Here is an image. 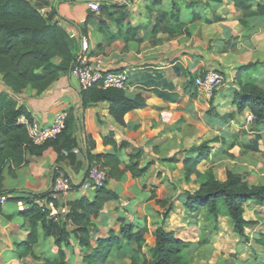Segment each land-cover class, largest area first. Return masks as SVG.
<instances>
[{
	"label": "crops",
	"instance_id": "obj_1",
	"mask_svg": "<svg viewBox=\"0 0 264 264\" xmlns=\"http://www.w3.org/2000/svg\"><path fill=\"white\" fill-rule=\"evenodd\" d=\"M90 1L37 0L42 12L54 10L52 20L68 32L72 55L77 60L95 64L103 72L126 71V85L121 89L124 96L130 99L138 96L137 103L144 101L145 105L122 112L127 103L105 100L81 106L74 113L81 97L69 70L60 73L41 93L25 88L15 96L30 118L41 125L51 124L59 112L68 115L72 110L76 127L68 133L77 137L78 147L73 152L76 157L74 163L65 157L58 158L54 148L49 146L39 155L27 153V163L11 172L4 169L1 190L16 191L8 193L7 200L0 204V264H81L83 248L74 234L70 233L67 244H61L60 255L54 237L45 235L42 223L30 224L19 214L30 205L16 198L23 191L41 193L48 190L59 172L77 179L85 168L81 150L86 147L93 154L116 152L124 164L129 161L130 154L140 151L139 166L148 167L140 177L133 178L124 173L118 179L107 181L106 186L118 195V199L105 202L98 215L91 218L98 229L93 240L107 236L108 231L118 235L122 223L143 226L145 219L149 228L146 240L147 236L154 239L152 232L155 228L150 225V216L156 204L149 197L154 189L160 198L162 185L157 174L152 177L147 174L150 167H160L162 163L176 162L178 167H182L183 157L189 148L178 151L185 131L179 123L183 119L193 122L201 110L207 107L209 110L211 106L214 109L210 115L213 124L225 131L226 125L237 116L235 76L247 64L242 60L243 54L247 57V45L242 43L243 34L253 31L249 22L251 25L263 22L264 14L252 19L230 0H128L120 3L122 5L102 3V8L96 12L89 9ZM90 12L96 15V20L86 22ZM216 16L221 19L214 20ZM240 19L246 20L249 28L240 24ZM81 27L85 28L84 35ZM54 60L59 62V58ZM208 70H217L224 77L210 103L205 102L206 97L194 82L189 84ZM1 90L7 88L0 82ZM175 113L182 118L180 116L177 120ZM224 133L216 137H223L228 143L218 142L219 146L210 151L211 158L207 162H217L216 155L229 158L239 145L237 134L226 132L224 136ZM252 133L261 135L258 151H255L259 152V143L264 141V127ZM253 137L244 143L246 152H252L247 145L252 143ZM232 141L236 142L235 145L224 153ZM208 146L212 147L211 144ZM174 156L176 161H170L169 158ZM81 196L91 198L92 191L78 186L54 200L62 219L56 224H65L67 232L75 228L66 219L70 203ZM9 201H13L15 206Z\"/></svg>",
	"mask_w": 264,
	"mask_h": 264
},
{
	"label": "trees",
	"instance_id": "obj_2",
	"mask_svg": "<svg viewBox=\"0 0 264 264\" xmlns=\"http://www.w3.org/2000/svg\"><path fill=\"white\" fill-rule=\"evenodd\" d=\"M230 1L237 8L245 10V16L252 19L264 14V0ZM108 4L114 5V3ZM101 6L102 4L99 5L98 10L102 8ZM53 14L54 10L51 13L42 12L37 0H0V82L7 88L0 91V196L16 191L1 190L4 169L8 168L11 172L14 168L27 163V153L39 155L43 149L52 146L58 158L65 157L70 163L75 162L73 149L78 147V139L68 133L76 127L72 110L66 115L63 132L56 139L40 146L30 143L24 126L17 122L22 114L28 118L30 116L25 107L18 104L15 96L25 88L33 89L37 93L43 92L60 73L70 71L77 62V57L72 55L68 32L57 21L52 20ZM94 19L96 20V15L90 12L86 22L94 21ZM220 19L219 16L214 18V20ZM211 21L207 20V22ZM71 23L74 24V22ZM240 24L249 28L244 19H240ZM84 29L81 27L83 35ZM54 58H59V62H55ZM259 65L257 61L249 62L243 65L235 76V109L240 113L247 108L253 116L254 124L264 120V89L259 88L252 80ZM193 82L192 79L189 84L192 85ZM79 93L82 107L109 100L121 104L127 103L128 105L122 110L125 112L145 105L144 101L137 103L138 96L133 99L127 98L121 89H102L93 86L86 90H79ZM260 139L261 135L255 134L252 143L247 147L252 151H258L257 143ZM104 142L107 143V141ZM209 142L228 143L223 137H215ZM209 142L188 150L183 157L184 176L187 179L194 175L198 187L193 192L184 193L185 199L182 206L192 213V217H196L195 214L200 211L204 212L203 217L209 224H215L220 216H227L233 223L234 231L245 236V228L254 221L244 218V206L249 201L259 205L264 204V184L249 186L241 174L226 168L222 176L210 166L200 170L199 166L208 161ZM235 143V141L230 142L224 149V153ZM119 146H123V143ZM81 153L89 166L92 163H99L106 171L108 178L102 187L92 190L91 198L81 196L70 203L66 219L75 225L71 232H67L65 224L59 225L48 220L46 213L41 210L38 201L48 197L49 189L41 193L20 192L16 199L25 201L30 207L20 210L19 214L30 224L42 223L45 235L54 237V243L60 255L61 244H67V238L70 233H73L83 248L81 264H186L183 253L188 248L189 242L176 238L174 233L166 228V222L174 206L166 198L157 197L154 189L150 191L149 200H153L163 211L159 224L152 232L154 246L151 256H148L144 250L146 234L149 233L146 219L143 226L122 223L118 235L108 231L107 236L93 240L98 229L91 218L98 215L105 202L118 199V195L106 186L107 181L118 179L124 173H129L133 178L140 177L148 167L139 166L142 155L140 151L130 154L129 161L125 164L116 152L93 154L86 147L81 150ZM169 160L176 161V157ZM72 188L77 189L78 186L72 185ZM207 241L206 239L203 242ZM258 243L264 245V238L258 239Z\"/></svg>",
	"mask_w": 264,
	"mask_h": 264
},
{
	"label": "rangeland",
	"instance_id": "obj_3",
	"mask_svg": "<svg viewBox=\"0 0 264 264\" xmlns=\"http://www.w3.org/2000/svg\"><path fill=\"white\" fill-rule=\"evenodd\" d=\"M235 12L239 13L237 10ZM248 25L253 26V31L243 34L242 43L247 45V53L245 52L247 57L243 54L242 60H246L247 63L257 61L260 64L252 77L255 80L251 79L259 88L264 89V20L263 22L258 21L254 25L249 22ZM244 36L248 37L244 39ZM224 76L227 80L226 74ZM217 90L219 89L217 88ZM217 90H214L205 102L210 103ZM212 111L214 109L211 106L209 110L207 107L205 110H201L193 122L183 119L179 123V126L185 128V131L178 151L182 149L186 151L188 148L190 150L204 142H209L216 136H222L223 132H225L224 136L226 132L237 134L240 143L233 149V152L231 151L232 154L229 155V158H221L216 155L217 162L214 160L202 163L199 169L203 170L210 166L222 176L226 168L241 174L249 186L264 184V141L259 143V152H246V145H244L246 140L253 137L252 131L264 127V120L259 124H254L253 116L246 108L243 112L237 113L235 119L226 125L224 131V128L223 130L217 129V125L213 124L214 121L210 118ZM175 116L179 120L181 115L175 113ZM208 144L212 146L210 151L219 146L218 142H209ZM181 168L176 162L162 163L160 167H150L147 175L149 177L156 174L159 176L162 185L159 196L163 199L166 198L174 206V210L166 222V228L171 230L176 238L189 242L188 248L183 253L186 264H264V245L258 243V239L264 238V204L259 205L254 201H249L245 205L244 218L254 221L253 224L245 228V236L234 231L233 223L227 216H220L215 224H209L203 217L204 212L200 211L195 214L196 217L193 219L192 213L182 208V202L185 199L184 193L195 191L198 185L194 180V175L186 179ZM9 202L15 206L13 201ZM162 211L161 207L154 205L150 216V225L154 228L161 220ZM206 239L208 241L203 242ZM153 246L154 239L152 236H147L144 250L148 256L152 255Z\"/></svg>",
	"mask_w": 264,
	"mask_h": 264
},
{
	"label": "built area",
	"instance_id": "obj_4",
	"mask_svg": "<svg viewBox=\"0 0 264 264\" xmlns=\"http://www.w3.org/2000/svg\"><path fill=\"white\" fill-rule=\"evenodd\" d=\"M126 2L128 0H91L88 6L91 11L96 12L102 3L124 4ZM69 73L75 78L79 90H86L93 86L102 89H122L125 87L127 81L126 71H95L92 70L90 64L84 63L82 60H77ZM223 80L224 77L220 72L208 70L195 77L194 84L206 98H209L213 94V91L223 83ZM65 119L66 113L59 112L54 116L51 124L41 125L36 120L22 114L18 117L17 122L24 126L30 143L34 146H40L47 141L56 139L63 132L65 129ZM76 151V149H73V152ZM107 178V173L102 166L99 163H92L79 186L82 190L92 191L95 188L102 187ZM72 180L65 172H59L53 177L48 197L39 200L41 210L46 213L47 219L53 223L62 221L60 212L55 207L54 200L60 196H64L72 189ZM6 200V195L0 196V204H3Z\"/></svg>",
	"mask_w": 264,
	"mask_h": 264
},
{
	"label": "water",
	"instance_id": "obj_5",
	"mask_svg": "<svg viewBox=\"0 0 264 264\" xmlns=\"http://www.w3.org/2000/svg\"><path fill=\"white\" fill-rule=\"evenodd\" d=\"M120 5H122V4H120ZM91 68H92V70L100 71L98 68H96V65L95 64H91ZM81 106H82V100H80L79 105L75 108L74 113ZM88 168H89V164H88V161L85 159V168H84V171L82 172V174L77 179H73L72 180L73 186H79L80 185V183L85 178V175H86V172H87Z\"/></svg>",
	"mask_w": 264,
	"mask_h": 264
}]
</instances>
